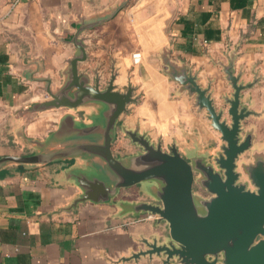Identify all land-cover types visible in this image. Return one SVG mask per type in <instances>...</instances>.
Wrapping results in <instances>:
<instances>
[{
    "label": "crops",
    "instance_id": "obj_1",
    "mask_svg": "<svg viewBox=\"0 0 264 264\" xmlns=\"http://www.w3.org/2000/svg\"><path fill=\"white\" fill-rule=\"evenodd\" d=\"M82 28L88 59L79 70L92 83L114 75L115 87H133L138 99L115 127V157L142 152L128 131L189 161L207 155L219 135L170 65L196 77L220 107L233 93L223 69L232 63L241 83H253L240 102L253 113L242 123L243 137L252 136L244 161L264 158V0H0V159L102 143L101 105L36 111L48 99L46 80L53 92L67 81ZM90 166L107 170L85 153L0 169V264H163L132 259L145 238L168 235L164 222H135L149 215L134 210L148 201L147 184L77 203L75 177L98 175Z\"/></svg>",
    "mask_w": 264,
    "mask_h": 264
},
{
    "label": "water",
    "instance_id": "obj_2",
    "mask_svg": "<svg viewBox=\"0 0 264 264\" xmlns=\"http://www.w3.org/2000/svg\"><path fill=\"white\" fill-rule=\"evenodd\" d=\"M86 29H79L73 37L78 55L68 62L67 81L53 92L51 81L46 80L48 99L39 103L36 111L101 105L106 112L97 113V118L106 120L102 143L77 144L47 154L7 156L0 159V169L11 163L44 165L85 153L103 161L107 170L90 166L88 170L97 176L75 177L83 191L77 203L109 202L119 190L145 183L142 192L148 201L138 203L135 212L150 214V221L168 226L165 238H145L132 259L156 258L163 264H264V158L244 161L252 147V136L243 137L242 123L253 113L240 103L242 92L253 83H241L233 74L232 63L224 67L233 93L224 99L223 106L216 107L208 89L202 88L196 77L170 65V78L194 97L199 110L206 112L218 141L207 155L189 161L176 147L164 151L161 144L128 131L126 134L142 152L124 161L113 154V133L127 107L138 99L133 87H115L114 75L105 84L99 78L92 83L91 77L79 70L88 59L87 45L80 37Z\"/></svg>",
    "mask_w": 264,
    "mask_h": 264
},
{
    "label": "flooded vegetation",
    "instance_id": "obj_3",
    "mask_svg": "<svg viewBox=\"0 0 264 264\" xmlns=\"http://www.w3.org/2000/svg\"><path fill=\"white\" fill-rule=\"evenodd\" d=\"M148 217H152L150 214L148 216H146V218H142L141 220L144 221V219L146 220ZM140 220V219H139ZM138 221V220H137Z\"/></svg>",
    "mask_w": 264,
    "mask_h": 264
},
{
    "label": "built area",
    "instance_id": "obj_4",
    "mask_svg": "<svg viewBox=\"0 0 264 264\" xmlns=\"http://www.w3.org/2000/svg\"><path fill=\"white\" fill-rule=\"evenodd\" d=\"M152 217H148L147 220L151 219ZM139 222L142 221L141 219L138 220ZM138 221H135V222H138Z\"/></svg>",
    "mask_w": 264,
    "mask_h": 264
},
{
    "label": "rangeland",
    "instance_id": "obj_5",
    "mask_svg": "<svg viewBox=\"0 0 264 264\" xmlns=\"http://www.w3.org/2000/svg\"><path fill=\"white\" fill-rule=\"evenodd\" d=\"M196 188H197L198 192H200V189H199V187H198V186H196Z\"/></svg>",
    "mask_w": 264,
    "mask_h": 264
}]
</instances>
